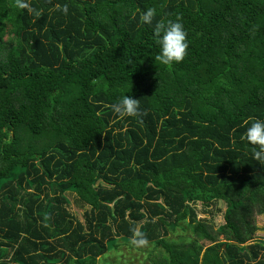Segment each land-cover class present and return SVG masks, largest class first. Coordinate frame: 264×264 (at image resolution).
Wrapping results in <instances>:
<instances>
[{
  "label": "trees",
  "instance_id": "16d2710c",
  "mask_svg": "<svg viewBox=\"0 0 264 264\" xmlns=\"http://www.w3.org/2000/svg\"><path fill=\"white\" fill-rule=\"evenodd\" d=\"M29 3L0 0V264H100L136 232L155 264H264L242 139L264 120V0ZM177 19L189 48L164 66L153 29Z\"/></svg>",
  "mask_w": 264,
  "mask_h": 264
},
{
  "label": "clouds",
  "instance_id": "9594fccd",
  "mask_svg": "<svg viewBox=\"0 0 264 264\" xmlns=\"http://www.w3.org/2000/svg\"><path fill=\"white\" fill-rule=\"evenodd\" d=\"M15 6L19 9H26L30 14L35 17L42 16V12L35 9L29 3V0H15ZM57 10H62L67 14L69 9L67 5L62 8L59 4L55 5ZM156 15V9L149 8L144 12L140 19L144 24L152 25L153 19ZM153 36L160 46V52L155 57L156 61L164 66H171L173 63L182 62L187 55L189 43L187 40V32L179 19L167 20L157 22L153 29ZM112 111L118 116L120 120H125L128 117H138L141 115L140 100L127 95H121L118 101L112 104ZM245 124L250 126L246 127V131L242 139L246 140L252 147V158L264 165V120L254 119L245 121ZM136 239L133 240L134 244L146 245L147 238L143 233L136 232Z\"/></svg>",
  "mask_w": 264,
  "mask_h": 264
},
{
  "label": "rangeland",
  "instance_id": "374dc122",
  "mask_svg": "<svg viewBox=\"0 0 264 264\" xmlns=\"http://www.w3.org/2000/svg\"><path fill=\"white\" fill-rule=\"evenodd\" d=\"M71 198L73 205L78 208L73 200L74 196L71 195ZM255 223L258 226L255 237L256 240L264 239V214H258ZM186 235L191 236L192 233L187 231ZM218 240L219 242L224 241V236H220ZM119 246L118 250H112L109 254L104 255L100 264H105L107 262H116L118 264H155V260L152 259L159 255L155 245L151 243H147L146 245H138L134 243L127 245L121 242Z\"/></svg>",
  "mask_w": 264,
  "mask_h": 264
}]
</instances>
